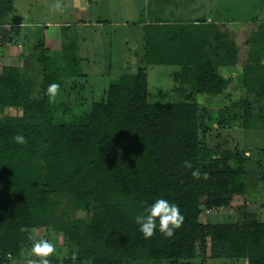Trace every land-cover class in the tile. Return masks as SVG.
<instances>
[{
    "label": "trees",
    "instance_id": "1",
    "mask_svg": "<svg viewBox=\"0 0 264 264\" xmlns=\"http://www.w3.org/2000/svg\"><path fill=\"white\" fill-rule=\"evenodd\" d=\"M12 1L0 0V28L13 27L5 20ZM218 25L204 20L143 23L142 65L118 75L99 100L68 122L54 121L45 95L50 84L59 83L56 76L43 74L40 96L30 100L29 82L15 68H1L0 110L20 108L21 114L0 116V264L17 257L29 237L26 229L42 227L60 233L66 244L67 253L49 258L51 264H61V258L63 264H194L197 247L206 245L212 260L264 264V222L199 220L203 206L225 207L231 196L245 191L241 168L220 160L202 164L215 153L203 145L207 122L217 129L238 122L240 128L252 129L264 116V77L242 78L259 99L256 106L246 98L226 100L214 115L190 98L155 103L147 93L144 69L172 66L180 70L179 82L189 84L195 95H224L227 79L218 69L232 65L230 58L209 53L211 37H220ZM258 30L260 36L247 42L248 58L255 63L264 53V25ZM38 60L45 64L47 58ZM18 133L25 144L14 142ZM231 154L234 160L241 158L238 151ZM185 161L191 169L183 167ZM193 170L209 178L196 180ZM158 198L178 205L183 224L172 238L157 231L144 239L134 218ZM64 201L69 211L85 212L87 218L58 215ZM72 253L76 261L70 259Z\"/></svg>",
    "mask_w": 264,
    "mask_h": 264
},
{
    "label": "rangeland",
    "instance_id": "2",
    "mask_svg": "<svg viewBox=\"0 0 264 264\" xmlns=\"http://www.w3.org/2000/svg\"><path fill=\"white\" fill-rule=\"evenodd\" d=\"M83 8L73 5V0H13L11 12L5 20L20 23L22 28H0V70L4 66L16 69L30 89L27 99H37L41 92L43 74L54 75L59 80L60 92L50 104L55 122H68L99 100L102 91L122 73H131L141 64L143 23L156 20L192 22L204 20L218 25L217 38L211 37L209 53L228 56L232 65L219 66V73L227 79L224 95H195L189 84L179 82L180 70L172 66H147L145 70L149 101H179L190 98L210 107L215 114L226 100L246 98L256 106L259 99L246 87L250 78L264 77V53L258 60L248 58L250 36L259 37L258 27L264 25V0H81ZM59 4L60 7L55 6ZM47 23V27L42 26ZM91 23V26H86ZM8 38L13 41L9 42ZM42 45H38L39 40ZM83 39L81 53L78 42ZM225 39H231L226 42ZM86 47V48H85ZM232 50V54L227 52ZM47 58L45 64L38 58ZM77 60L72 63V60ZM247 76L246 81L242 80ZM158 92L166 97H158ZM264 104V99L262 100ZM21 109L3 108L0 116H16ZM206 120V115L204 120ZM234 123L230 129H217L207 122L209 131L203 139L206 149L214 151L202 164L220 160L228 167L241 168L245 191L231 196L222 208H201L199 220L203 223H238L244 219L264 222V116L253 123L252 129H242ZM241 158L232 157L233 151ZM64 201L58 215L68 220L86 219L88 214L69 211ZM28 236L47 239L57 248L60 257L67 253L64 238L46 228L26 229ZM32 241L22 244L14 258L24 264ZM70 250H74L70 249ZM50 257V258H52ZM194 264H246L244 260H212L208 245L196 249ZM82 264H89L84 260ZM123 264H165L163 261H124Z\"/></svg>",
    "mask_w": 264,
    "mask_h": 264
},
{
    "label": "clouds",
    "instance_id": "3",
    "mask_svg": "<svg viewBox=\"0 0 264 264\" xmlns=\"http://www.w3.org/2000/svg\"><path fill=\"white\" fill-rule=\"evenodd\" d=\"M73 5L78 8H83L81 0H73ZM59 8L60 5L55 6ZM60 92L59 84L52 83L47 88L45 95L48 97V103L54 104ZM14 142L20 145L26 143V138L19 133L13 138ZM183 167L191 169L192 164L185 161ZM191 176L196 180H207L209 177L206 173H201L199 170H193ZM135 223L139 226V232L144 239H150L159 231L165 239L172 238L175 231L179 229L184 221V216L181 214L178 205L171 203L166 199L158 198L153 203L143 207L142 211L135 216ZM28 239L32 241L30 249L27 251L24 264H51L50 257L57 254L56 246L47 239H35L29 236ZM9 259V264H17L15 259ZM70 259L77 260V254L72 253ZM63 264V258H61Z\"/></svg>",
    "mask_w": 264,
    "mask_h": 264
},
{
    "label": "crops",
    "instance_id": "4",
    "mask_svg": "<svg viewBox=\"0 0 264 264\" xmlns=\"http://www.w3.org/2000/svg\"><path fill=\"white\" fill-rule=\"evenodd\" d=\"M165 21H168V22H170V23H173V22H179V21H175V20H165ZM179 23H181V22H179ZM45 25H43V26H46L47 25V23H44ZM12 26L13 27H10V28H22L23 27V25L22 24H20V23H12ZM86 26H90V27H92L91 26V23L88 25H86ZM24 28V27H23ZM22 28V29H23ZM84 42H83V39H81V40H79V42H78V50H79V52L81 53V50L83 49V47H84ZM86 48V47H85Z\"/></svg>",
    "mask_w": 264,
    "mask_h": 264
}]
</instances>
